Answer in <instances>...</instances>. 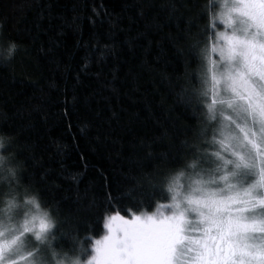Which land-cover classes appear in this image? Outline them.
Listing matches in <instances>:
<instances>
[{
    "label": "trees",
    "instance_id": "1",
    "mask_svg": "<svg viewBox=\"0 0 264 264\" xmlns=\"http://www.w3.org/2000/svg\"><path fill=\"white\" fill-rule=\"evenodd\" d=\"M216 9V0H0V155L14 190L56 224L58 253L88 258L107 217L155 213L171 199V176L202 157ZM141 159L151 178L135 185Z\"/></svg>",
    "mask_w": 264,
    "mask_h": 264
},
{
    "label": "snow or ice",
    "instance_id": "2",
    "mask_svg": "<svg viewBox=\"0 0 264 264\" xmlns=\"http://www.w3.org/2000/svg\"><path fill=\"white\" fill-rule=\"evenodd\" d=\"M222 7L226 11L220 13V18L225 23H238L241 35L225 37L227 50L220 49L221 60L228 62L220 78L224 90L231 95L217 99L220 79L213 72L212 102L207 108L210 120L215 119L217 103L227 105L235 113V118L225 116L224 119L230 121L240 135L226 134V126L222 125L219 129L222 138L213 137L222 151L235 159H227L221 151L213 152L222 162L216 165L215 171L223 174L209 180L192 179L190 191L184 194L179 191L184 169L195 170L200 163V158L193 153V158L184 161V167L169 180L171 214L160 212L165 205H158L157 211L151 214L133 212L130 218L116 211L105 219L103 226L107 234L94 241L92 254L85 264H264V196L253 194L255 188H264V167L260 168L259 181L243 189V197L236 191L237 185L230 182V178L240 175L238 170L254 168L257 156L264 157V0H234L230 7L227 4ZM202 95L207 96V90ZM220 114L224 116L223 111ZM249 118L253 126L247 124ZM17 138L18 134L10 135L13 141ZM147 159L152 161L151 154ZM4 161L5 158L0 157V165ZM133 163L140 168V173L131 177L135 185L150 181L151 175L144 171L147 165L143 160ZM229 165L233 166L232 171L227 170ZM159 166L152 164L153 169ZM7 173L9 180L15 178L14 168L9 167ZM216 180L222 181L224 187L206 186ZM131 192L129 188L128 193ZM29 202L36 211L19 227L0 221V264H50L58 255L49 240L54 236L56 224L47 212L40 211L35 198ZM7 207L11 211L13 201L10 200ZM190 213L195 214V219L190 218ZM8 219L11 221V217Z\"/></svg>",
    "mask_w": 264,
    "mask_h": 264
},
{
    "label": "rangeland",
    "instance_id": "3",
    "mask_svg": "<svg viewBox=\"0 0 264 264\" xmlns=\"http://www.w3.org/2000/svg\"><path fill=\"white\" fill-rule=\"evenodd\" d=\"M234 3V0H216V16L214 19V25H215V37L211 44V48L205 52V62H204V75L205 80L207 83L204 85V90H207L208 95L206 96V107L209 103L212 102V74L213 72L216 73L217 79H220V84L217 85V99L220 98H228L231 93L226 92L224 90V83L223 80L220 78V73L223 72L224 67L227 65V60H221L220 57V49L224 48L225 51L227 50V41L225 37L232 36V35H241V33L237 30L239 28L238 23H225L224 20L220 18V13L222 11H226V8L222 7V5L227 4L229 7ZM233 21L236 19V14L233 13L232 15ZM215 47L216 51H213V48ZM215 62V63H213ZM215 109V119L210 120L208 119L207 114V120H208V130L205 134L204 138L207 141L206 149L203 152L202 157L200 158V163L198 164L197 168L195 170L189 169L187 173H185L184 176L180 177V188L179 191L187 194L190 191V184L192 179H199L202 178L204 180H209L210 177H219L223 174L222 171H215L216 165L219 163H222L218 160L215 156L212 155L215 151H221L222 155H224L227 159H235V157L231 156L230 153H225L220 148V145L213 141V137L215 136L217 139H221L220 131L219 129L222 127V125H225L224 132L226 134H233V135H240L239 130L235 129L234 125L231 124L230 121L225 120V116H232L235 118V113L227 107V105H220L217 103L214 105ZM208 110V108H207ZM221 111H223L224 116H221ZM241 123H244V121H241ZM247 124L249 126L252 125V121L249 118L247 120ZM255 129L258 131L259 125L256 124ZM255 167L254 168H248V169H240L238 172L240 175L235 178H230V182L237 185L236 191H239L241 193V196L243 197V189L247 188L249 184H252L253 182L259 181V171L261 167H264V157L257 156L255 161ZM7 166L6 161H4L3 165H0V221H2L5 225H14L16 227H19L24 219L30 218L32 213L36 211V208L33 204H31L29 201L31 200L26 196L23 192H17L14 190L13 187V180L8 179V173H7ZM233 166L229 165L227 170L232 171ZM197 173L200 175L197 176ZM246 173V175L244 174ZM207 187H219L223 188L224 183L222 181L216 180L214 184L206 185ZM253 194L255 196H264V188H255ZM172 197V196H171ZM13 201L14 207L11 211H8V202ZM172 201H170L167 204H164L165 207L160 208V212H163L165 215L171 214L173 209L170 207ZM184 206V205H182ZM41 212H45L42 208H40ZM157 211V210H156ZM260 209L257 208V219L260 218L259 215ZM244 215L250 216V213H245ZM190 218L195 219V214L190 213ZM9 217H11V221H9ZM107 234V229L104 228V232L102 236L98 239H101L104 235ZM255 235H259V233H255ZM50 240V237H49ZM96 240V239H95ZM94 240V241H95ZM93 241V244H94ZM93 244L91 246V252L93 249ZM92 254V253H91ZM90 254V255H91ZM49 259H51L49 257ZM84 260H87L84 259ZM23 264V262H21Z\"/></svg>",
    "mask_w": 264,
    "mask_h": 264
},
{
    "label": "clouds",
    "instance_id": "4",
    "mask_svg": "<svg viewBox=\"0 0 264 264\" xmlns=\"http://www.w3.org/2000/svg\"><path fill=\"white\" fill-rule=\"evenodd\" d=\"M16 48L15 43H10L7 48V58H10L11 55L14 53ZM0 157L5 158L4 156L0 155ZM6 159V158H5ZM84 259L81 258V255H74V254H61L58 253V255L51 259L50 264H85Z\"/></svg>",
    "mask_w": 264,
    "mask_h": 264
}]
</instances>
